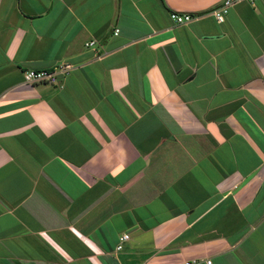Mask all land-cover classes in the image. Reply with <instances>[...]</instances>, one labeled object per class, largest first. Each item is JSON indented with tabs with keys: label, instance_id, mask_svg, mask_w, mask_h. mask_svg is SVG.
<instances>
[{
	"label": "crops",
	"instance_id": "obj_1",
	"mask_svg": "<svg viewBox=\"0 0 264 264\" xmlns=\"http://www.w3.org/2000/svg\"><path fill=\"white\" fill-rule=\"evenodd\" d=\"M220 1L0 0V264H264V0Z\"/></svg>",
	"mask_w": 264,
	"mask_h": 264
},
{
	"label": "built area",
	"instance_id": "obj_2",
	"mask_svg": "<svg viewBox=\"0 0 264 264\" xmlns=\"http://www.w3.org/2000/svg\"><path fill=\"white\" fill-rule=\"evenodd\" d=\"M236 0H221L217 6L212 8L211 12L217 21H222L225 14L228 11V8L234 4ZM169 17L172 21L176 23H181L189 20L191 15L184 12H169ZM116 31V29H114ZM88 43H92L89 41ZM70 68V64L67 62L53 64L49 69L48 68H25L22 71V82L34 83V82H46L53 84L57 81L58 76L64 75V73ZM127 237L126 233H122L119 236V240H123ZM121 246L120 243L116 245V248ZM182 264H210L209 258L195 259L188 258L183 260Z\"/></svg>",
	"mask_w": 264,
	"mask_h": 264
},
{
	"label": "trees",
	"instance_id": "obj_3",
	"mask_svg": "<svg viewBox=\"0 0 264 264\" xmlns=\"http://www.w3.org/2000/svg\"><path fill=\"white\" fill-rule=\"evenodd\" d=\"M50 67H51V66H50ZM50 67H47V68L49 69ZM57 80H58V78H57ZM56 82H57V81H56ZM56 82H55V83H56ZM45 83H46V82H45ZM53 84H54V83H53Z\"/></svg>",
	"mask_w": 264,
	"mask_h": 264
}]
</instances>
